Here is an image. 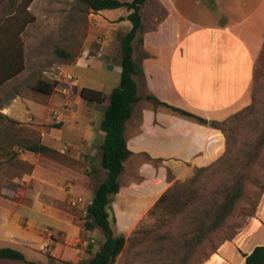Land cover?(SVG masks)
<instances>
[{
	"label": "crops",
	"instance_id": "obj_1",
	"mask_svg": "<svg viewBox=\"0 0 264 264\" xmlns=\"http://www.w3.org/2000/svg\"><path fill=\"white\" fill-rule=\"evenodd\" d=\"M99 13L111 30L105 41L100 40L95 55L79 60L109 76L102 88L80 87L76 80L78 85L66 93L64 86L34 98L15 93L3 98L0 105V115L6 120L32 131L39 129L38 141L49 151L60 140L70 147L67 156H59L61 163L49 158L44 162L41 154L20 149L16 159L26 170L18 178L21 185L7 194L16 199L0 197V227L12 223L29 234L20 239L28 253L18 250L28 262L41 263L31 257L34 254L47 260L49 234H61L71 243L75 240L79 252L90 248L97 253L102 246L88 240L97 230L84 228L85 212L107 177L101 164L105 133L100 126L110 94L120 84V44L132 23L127 20L128 10L116 17ZM141 14L143 26L134 42V61L141 71L135 76L140 99L125 129L132 155L110 209L116 235L126 238L174 184L187 181L196 169L212 165L223 155L225 137L213 124L252 105L264 50V0H147ZM128 22L127 31L121 30ZM16 70V53L13 63L6 66L0 50V83ZM24 71L0 85V92ZM83 88L103 92L106 100H84L80 96ZM149 96L208 122L201 124L156 104ZM26 140L34 142V135ZM0 190L6 195L5 186ZM76 200L80 202L73 206ZM20 208L30 209L32 214L20 212ZM34 211L57 227L35 218ZM258 246H264V189L255 215L204 264H245L246 256Z\"/></svg>",
	"mask_w": 264,
	"mask_h": 264
},
{
	"label": "rangeland",
	"instance_id": "obj_2",
	"mask_svg": "<svg viewBox=\"0 0 264 264\" xmlns=\"http://www.w3.org/2000/svg\"><path fill=\"white\" fill-rule=\"evenodd\" d=\"M20 1L0 0V22ZM29 10L35 20L27 25L22 34L25 71L14 84L7 87L6 91L0 92V105L3 98L9 99L15 96V93H19L22 97L34 98L39 95L34 88L40 82L54 83L56 88L69 86L68 75L78 80L80 87L102 88L103 82L108 80L109 76L97 68L88 67L87 62L79 60L86 54L89 57L95 55L98 46L100 47V40L105 41L111 30L100 13L94 12L78 0H33ZM103 12L107 16L116 17L127 14V9ZM126 24L121 30L127 31V27L131 26L130 22ZM263 67L264 56L257 68L256 77L259 76V79L262 74L264 75ZM261 80L263 85L259 95L258 112L244 123L242 120V123L240 122L243 116H235L227 122L228 135L237 139L232 147L235 157L232 167L229 168L230 173L215 174L212 171L196 169L192 178L174 184L173 192L170 193L167 201L158 208L151 209L127 238L126 247L115 264H204L223 242L232 239L240 228L245 227L248 219L255 215L264 189V144L256 161L249 167L243 163L246 162L245 152L240 153V150L251 152L256 138L264 131V77ZM243 113L244 111L239 115ZM222 133L225 137L226 151L227 138L223 131ZM31 134L34 135V142L31 144H39L38 136L41 135L39 129L34 128L32 131L0 115V187L5 186L7 189L6 195H3L0 190V197L16 199V197L10 198L7 194H10V190L16 185H21L18 178L26 167L16 157L22 149L21 146L29 143L26 138ZM44 141L47 140L44 139ZM69 152L70 147L60 140L52 151L39 154L43 156L44 162L49 158L61 163L62 159L59 156H67ZM236 173L240 175H235ZM196 176H198L197 183L190 184ZM234 177L241 178L244 190L230 216L219 229L208 235L202 245L194 250L190 246L185 247L182 236L188 234L191 238L194 235L193 223L197 217L198 207H201L200 196H208L218 186L229 182L230 178ZM6 204L13 208L10 206L13 203L8 200ZM19 210L28 215L32 214L30 209L20 208ZM34 217H38L50 227H57L50 218L37 214L35 211ZM96 230L88 240L93 241L92 244L102 245L105 241L104 235L100 229ZM9 232L14 236H10ZM22 237H29L27 231H23L12 223L4 224L0 227V248H12L28 253L26 247L20 242ZM49 237L50 244L45 246L48 261L41 254L32 255L34 260L49 263L48 256H51L57 262L71 261L88 264L95 254V250L90 248L86 252H79V243L75 240L71 243L61 234H49ZM56 248L60 250L57 251ZM0 264L28 263L3 259L0 260Z\"/></svg>",
	"mask_w": 264,
	"mask_h": 264
},
{
	"label": "trees",
	"instance_id": "obj_3",
	"mask_svg": "<svg viewBox=\"0 0 264 264\" xmlns=\"http://www.w3.org/2000/svg\"><path fill=\"white\" fill-rule=\"evenodd\" d=\"M80 3L86 5L94 12H101L105 10H116L125 8L130 14L127 20L132 23V29L123 36L120 44V58H121V80L120 84L115 87L109 97V106L101 123V130L105 133V141L101 146L102 149V167L107 171L106 180L99 185L96 190L93 202L89 205L86 211V218L84 221V228L86 230L100 229L104 235L105 241L100 250L95 253L89 260L88 264H115L118 257L123 253L127 238L116 235L113 229L114 219L111 218L110 209L112 199L120 192V177L125 171V163L131 157L132 152L129 150L125 138L126 123L133 115L136 103L140 97L138 95V86L135 76L141 71L134 61V42L143 26L142 8L147 0H78ZM33 0H21L14 6L11 13L6 15L0 22V50L5 54V65L9 66L14 61V54L16 53L17 70L10 74L0 85L11 77L17 75L25 70L26 61L24 54V42L22 34L27 25L35 20L32 16L29 7ZM62 54V52H60ZM64 55V54H63ZM66 56V55H65ZM264 56V50L260 57V63ZM264 70V67H263ZM262 70V73H263ZM264 75H261V79ZM256 77V85L254 89L253 103L246 108L242 115L241 112L235 114L231 118L243 116L240 122L244 123L249 120L253 114L257 113L259 107V95L261 93L263 82ZM56 88L55 84L47 82H40L35 86V91L38 93L49 95ZM77 87L74 89L76 90ZM80 96L88 102L103 103L106 98L104 93L90 88H83L80 91ZM156 104L163 105L172 109L179 114L194 118L201 124H207V120L190 114L187 111L171 107L153 96H149ZM264 108V107H263ZM242 111V112H243ZM229 120V119H228ZM227 121L214 122V126L221 129L227 138V148L223 155L212 165L205 168H198L200 171H212L215 174H229V168L233 165L235 155L232 153V147L236 143V138L229 136L226 130ZM14 122V121H12ZM241 122V123H242ZM246 144V143H245ZM264 144V131L259 134L255 140L254 148L251 152L240 150V153L245 155V165L249 167L254 163L258 157V153ZM21 148L25 151L34 153H43L50 150L49 147L42 144L26 143ZM244 149V148H242ZM223 170V171H221ZM228 170V171H226ZM228 172V173H227ZM236 173L235 175H237ZM240 174H238L239 176ZM226 182L218 186L208 196H200L201 207H198L197 217L194 220V235L190 238L188 234L182 236L184 238L183 245L194 250L196 247L202 245L207 239L208 235L219 229L227 218L232 213L235 205L242 197L244 184L240 177L230 178ZM198 176H196L190 184H196ZM173 187V186H172ZM172 187L159 199L153 207L158 208L165 203L173 192ZM152 208V210H154ZM150 212V211H149ZM152 212V211H151ZM48 264H79L71 261L57 262L53 257L48 256ZM22 261L28 264L24 254L12 248H0V260ZM245 264H264V246H258L254 251L246 256Z\"/></svg>",
	"mask_w": 264,
	"mask_h": 264
},
{
	"label": "built area",
	"instance_id": "obj_4",
	"mask_svg": "<svg viewBox=\"0 0 264 264\" xmlns=\"http://www.w3.org/2000/svg\"><path fill=\"white\" fill-rule=\"evenodd\" d=\"M84 57H85V59H89L90 58L89 55H87V54ZM67 78H68L67 82H68L69 86H64L63 87V92H65V93L68 92L69 90H71L76 85V80H74L72 75H68ZM79 202H80V200H76V201H74L72 203V205L76 206V205H78Z\"/></svg>",
	"mask_w": 264,
	"mask_h": 264
}]
</instances>
